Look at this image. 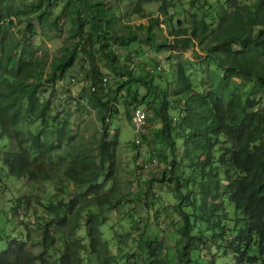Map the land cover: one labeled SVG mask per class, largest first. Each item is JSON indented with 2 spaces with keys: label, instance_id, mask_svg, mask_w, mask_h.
Returning a JSON list of instances; mask_svg holds the SVG:
<instances>
[{
  "label": "trees",
  "instance_id": "obj_1",
  "mask_svg": "<svg viewBox=\"0 0 264 264\" xmlns=\"http://www.w3.org/2000/svg\"><path fill=\"white\" fill-rule=\"evenodd\" d=\"M59 1L0 0V264H264V0ZM126 1L135 4L130 15L145 24H121L117 13ZM153 4L161 24L147 13ZM23 23L24 30H15ZM62 34L60 54L30 44L34 37L49 42ZM140 40L157 53L169 45L196 46L207 60L170 52L168 96L154 84V73L145 66L135 73L132 56L115 52ZM208 61L215 67L195 86L189 71ZM72 74L87 82L76 102L95 110L101 126L96 144L79 141L72 113L52 107L55 88H64L57 84ZM119 97L128 120L132 106L154 110L151 126L168 148L161 146V156L149 134L141 136L165 165L149 191L157 179L173 182L176 197L174 221L162 225L160 212L153 216L159 229L166 228L157 237L146 221L138 237L104 238L106 213L129 195L118 180L119 133L109 130ZM151 204L147 197L146 207Z\"/></svg>",
  "mask_w": 264,
  "mask_h": 264
},
{
  "label": "rangeland",
  "instance_id": "obj_2",
  "mask_svg": "<svg viewBox=\"0 0 264 264\" xmlns=\"http://www.w3.org/2000/svg\"><path fill=\"white\" fill-rule=\"evenodd\" d=\"M59 3H64V0H60ZM149 5H147V13H149L153 17L159 16V24H161V17L158 12V4H153L152 6ZM134 6V3L126 1L122 5V9L118 11L117 16L119 17V20H121L122 25L138 27L141 24L146 23L147 20H142L140 16L130 15L132 14L131 11L133 10ZM184 8L186 9V11L189 10V7L187 5H185ZM176 21L179 22V25L181 26L183 24V16H180L179 20ZM25 26L26 23L17 25L15 30H24ZM67 26V24L64 25L65 28H67ZM162 29L163 35H166L164 27H162ZM66 36L67 34H62L59 38H56L54 41L49 42L47 41V39H44L42 37H34L31 38L30 44H32V46L35 48L37 44L43 43L45 46H48L47 49H49L51 53L60 54V49L64 45ZM150 48L151 46L149 42L140 40L136 41V43L132 45L131 50L128 47H124V49L115 48V52L119 54V56H121V54L125 55V57H127L128 55L132 56L130 59L131 70H134L135 73L137 71H140V67L143 66L148 69L154 68V84L160 85L164 91H167L168 96L171 95L172 86L170 82L173 81L174 76V71L170 67L172 64L167 58V55L170 52L181 53L184 56L191 58L194 62L207 60L205 54L200 52L196 46L193 49H183L179 46L174 47L172 45H169L167 51H160V53H157ZM194 50L196 51L197 55L193 52ZM142 52H145V54L141 57ZM96 55L101 69L108 76L111 87H115V80L112 78L111 73L105 69L103 59L98 53H96ZM160 62L162 64V69H158L155 65V63L159 64ZM209 67H215L213 61H208L204 64H196L189 71L195 86L199 85L202 75L205 74V70ZM76 73L77 70L75 71V74ZM75 74L69 75L64 80V85L57 84V86H63L64 88L70 87V89H64L62 87L55 88L56 96L54 95L53 97L52 107H54L55 113L57 112V109H55L56 106L64 108L63 115H65L67 112L72 113L73 128L75 130V135L77 136L79 141H94L96 144L101 133V126L96 118L94 109H79V104L76 102V100L79 99V95L83 91L82 87L84 85L87 86V82L84 79L82 80L81 76L72 78L73 76H75ZM139 90L142 95H147L149 92L148 88L144 86L139 87ZM49 92L50 90H47L44 93V96H49ZM69 96H71L73 99H70ZM147 106L148 105H146L145 103L138 104L137 107L144 109L149 118L148 127L149 125L150 127H147L145 130V133L147 135L149 133L148 136L152 140V143L149 145L152 148L156 149L159 152V155L162 156L161 146L163 145L164 152H167L168 148L165 144H163L161 137L160 139L157 138L156 133L151 126L152 124H155V121L153 120L154 110L146 109ZM117 108L118 114L114 118V120L111 121L109 130L110 135H113L115 131L119 133V145L117 150L118 180L119 182H121V187L124 193H128L129 195L123 196L121 204H119V208L117 211L112 210L106 213L107 222L105 227H103L104 238L108 239L111 233H117L118 240H121L127 233H130L131 237H138L143 227L142 223L146 221L150 222L151 229L153 231V233H151L154 237H157L158 231L162 232L161 234L166 232L164 231L166 230L165 227H163L164 230L162 228L159 229L157 224L152 222L153 216L157 211L160 212L158 220L162 225L164 223L166 224L169 218L171 221H174L176 219L175 215L172 213V207L174 204H176V197L173 191L174 185L173 182L163 183L157 179L151 186V192L149 191L150 183H152V178H162V173L165 165L162 163V159L160 158V165L154 170L145 171L138 168L140 167L138 164V149L134 146L136 134L133 131L130 120H128L126 116L128 107L125 105V101L122 100L121 97H119ZM133 108L135 107H131V112ZM180 115H184V110H182V113ZM107 122H109L108 119ZM161 126L162 124L158 123V127ZM158 127L157 130L159 129ZM93 137H96V140H93ZM7 142L6 143L11 147L10 143L12 141ZM182 142L183 140H180V143ZM0 145H4L3 140L0 142ZM85 189L86 188H82L81 191ZM151 193H155V195H159L160 197L156 196L159 198L153 199L152 196H150ZM147 197L150 202L153 201V204H151L149 207H146ZM135 225L139 226L140 229L137 230ZM109 227H114V229L110 230ZM166 241L167 247H171V242L167 239ZM129 242L130 241H126L123 244V249L125 251H128L125 245ZM4 248L5 244L3 243L1 244L0 250H3Z\"/></svg>",
  "mask_w": 264,
  "mask_h": 264
},
{
  "label": "built area",
  "instance_id": "obj_3",
  "mask_svg": "<svg viewBox=\"0 0 264 264\" xmlns=\"http://www.w3.org/2000/svg\"><path fill=\"white\" fill-rule=\"evenodd\" d=\"M131 122L133 129L137 135L144 133L146 127L148 126L147 114L142 109H135L132 112ZM136 144L141 148L140 164L144 169L151 170L157 167L158 160L156 158L149 159L145 145L141 143L140 139L136 140Z\"/></svg>",
  "mask_w": 264,
  "mask_h": 264
},
{
  "label": "clouds",
  "instance_id": "obj_4",
  "mask_svg": "<svg viewBox=\"0 0 264 264\" xmlns=\"http://www.w3.org/2000/svg\"><path fill=\"white\" fill-rule=\"evenodd\" d=\"M156 66H157V68L158 69H162V64H161V62L158 64H156ZM79 65L77 66V72L78 73H80V70H79ZM148 69V68H147ZM149 71H151L152 73H154V71H155V69L154 68H150V69H148ZM101 85L105 88V91H107V79L104 77V78H102V82H101ZM93 89H95V88H93ZM142 109V108H140V107H135V108H133L132 109V112H133V110H135V109ZM142 110H144V109H142ZM132 112H131V117H132ZM144 112H145V110H144ZM146 113V112H145ZM147 114V113H146ZM147 121H148V115H147ZM130 122H131V118H130ZM131 125H132V122H131ZM148 127V126H147ZM146 127V128H147ZM149 127H150V125H149ZM148 127V128H149ZM132 128H133V125H132ZM146 130V129H145ZM150 130V129H149ZM133 131H134V129H133ZM134 133H135V131H134ZM136 134V133H135ZM143 134H146L145 133V131H144V133H142L141 135H137L136 134V139H135V141H134V146L135 147H137V149H138V164L140 165V167L143 169V170H145V171H150V170H147V169H144L142 166H141V164H140V157H141V148H140V146L139 145H137L136 144V140L137 139H140L141 140V143L143 144V145H145V149H146V151H147V155H148V158L149 159H152V158H156L157 159V157L155 156V154L154 153H152L151 151H150V149H149V147L147 146V144H145L144 142H143V139L141 138V136L143 135ZM149 134V133H148ZM158 160V159H157ZM160 165V162H159V160H158V165H157V167ZM156 167V168H157ZM155 169V168H154ZM154 169H151V170H154ZM156 196H158V195H156Z\"/></svg>",
  "mask_w": 264,
  "mask_h": 264
},
{
  "label": "water",
  "instance_id": "obj_5",
  "mask_svg": "<svg viewBox=\"0 0 264 264\" xmlns=\"http://www.w3.org/2000/svg\"><path fill=\"white\" fill-rule=\"evenodd\" d=\"M177 25H179V22H177Z\"/></svg>",
  "mask_w": 264,
  "mask_h": 264
}]
</instances>
